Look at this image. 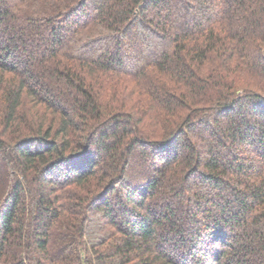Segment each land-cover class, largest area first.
Wrapping results in <instances>:
<instances>
[{
	"label": "trees",
	"instance_id": "16d2710c",
	"mask_svg": "<svg viewBox=\"0 0 264 264\" xmlns=\"http://www.w3.org/2000/svg\"><path fill=\"white\" fill-rule=\"evenodd\" d=\"M0 264H264V0H0Z\"/></svg>",
	"mask_w": 264,
	"mask_h": 264
}]
</instances>
